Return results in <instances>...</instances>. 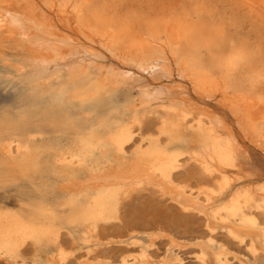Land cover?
<instances>
[{"label":"bare ground","instance_id":"6f19581e","mask_svg":"<svg viewBox=\"0 0 264 264\" xmlns=\"http://www.w3.org/2000/svg\"><path fill=\"white\" fill-rule=\"evenodd\" d=\"M0 10L5 15L9 11L22 14L33 22H24L23 33L16 30L8 49L20 52L13 59L0 44V60L10 62L15 71L12 77L26 80L39 96L55 92L57 97L63 94L65 101H86L112 93L120 85L139 89L127 120H116L105 133L88 124L89 131L61 145L54 156L56 171L63 174L59 188L68 195L66 204H72L75 197L84 198L75 213L83 222V245L64 241L54 220L47 225L42 221L40 226L57 233L59 248L74 254L61 261L54 243L53 253L41 258H50L53 264H157L161 260L174 264L177 257L181 260L177 249L182 243L159 228L146 234L149 245L131 250L119 247L115 259L103 250L116 240L104 239L98 228H115L111 237L120 235L122 204L132 197L138 202L147 194L153 202L166 201L177 209V199H183L188 209L184 218L197 215L203 221L207 232L194 242L201 264H232L238 257L224 240L236 242L229 233L239 234L241 221L248 216L259 221L264 205V178L242 182L248 163L245 142L264 153V0H0ZM222 32H227L228 39ZM25 35L27 39H22ZM106 54L112 62L104 61ZM141 63L149 70L141 71ZM63 74L64 82L51 83ZM217 92L237 131L225 115L211 107ZM4 124L0 132L6 134L9 128ZM100 124L109 127L111 121L104 118ZM143 130L146 138L141 135ZM137 133L140 136L130 144ZM131 148L134 152L129 154ZM0 152V168L6 175L15 167L22 171L35 164L27 140L3 137ZM173 160L186 165L169 172L185 182L184 191L175 196L162 183V172ZM25 224L36 223L0 211V245L14 240ZM219 233L227 239L218 237ZM163 236L168 239L164 240L165 251L155 257L151 246ZM170 245H174L171 252ZM244 248L254 259L259 256Z\"/></svg>","mask_w":264,"mask_h":264},{"label":"rangeland","instance_id":"374dc122","mask_svg":"<svg viewBox=\"0 0 264 264\" xmlns=\"http://www.w3.org/2000/svg\"><path fill=\"white\" fill-rule=\"evenodd\" d=\"M98 46L99 45L97 44L95 45L96 48H98ZM4 50L6 54L12 59L15 57V55L19 54L18 51L20 52V49L17 48L6 49L4 47ZM8 50L12 52H9ZM104 61L112 62V58L106 54V59ZM12 74H15L12 64L10 62L3 63L0 60V125L5 123L4 125L7 124L9 128L6 130V134L5 131L0 132V139L7 136L8 138L17 137L21 140H27L36 159L35 164L31 166L32 168H23L21 171L18 169V167H15L12 169V172H10V176L9 174L6 175V172H4L6 171L5 169L0 168V181H2V183L0 182V193L4 191L5 187L11 191V194L7 196L0 194V211L9 215L10 217H17L23 222H33L37 225H39V223L42 221H44L47 225L50 220H52V222L54 220L53 225L57 229H60L63 240L67 241L68 244H71V241L73 240L72 242H74V245L79 247L80 245H83L80 240L83 222L77 218L78 216H76L75 213L80 207V204L84 201V198L81 196L75 197V201L73 200L72 204L71 202H67L66 204L68 195L59 188L60 183H62L63 174L58 170L56 171L54 156L61 148V145H68L71 140L77 137L80 133L89 131L86 128L88 124H94L93 128L98 131L100 130L101 133H105L114 125L113 122H116V120H127L131 114L130 108L132 100H134L138 95L139 89L136 86L131 87L130 85H120L112 93L103 95L100 98L86 100L85 103H81L77 99H68L73 100L74 104L77 105L69 109L66 107H61L56 102L57 93L48 92L41 97L37 93L32 92L30 89V84L26 80H18L15 77H12ZM65 76L66 74H63V78L52 79L51 83L55 86H58L66 80ZM184 83L190 90L189 82L184 81ZM189 92L192 96L193 93H191V90ZM193 96L196 97L195 95ZM220 96L221 95L217 92L215 95V100H210L211 107L219 113L225 115L227 120L235 128L234 122L231 118H229L226 107L221 105L219 102ZM94 100H98L100 103L94 109L84 111L83 109H87L89 107L87 102ZM104 118L111 121L109 127L102 126L100 124L101 120ZM7 119L8 121H6ZM150 119L148 121H152L153 117ZM10 121L12 122L10 123ZM141 135L146 138L147 132L144 131L141 133ZM138 136H140V134H135L128 142L130 144L135 143ZM245 144L248 151L246 158V162L248 163L246 164L247 171L243 173L244 177L242 178V182H254L255 179H259L261 177L264 178V171H262V169H264V153L247 142H245ZM133 152L134 148H131L129 150V154H132ZM255 163L256 165H254ZM23 172H26L27 176ZM57 172H59V174ZM247 173L250 175L248 176ZM29 174L30 176L28 177ZM24 175L28 178L25 179ZM13 180L16 181L14 182ZM44 180L46 181L44 182ZM191 180L194 184L196 183L195 178H192ZM5 182L8 185L5 184ZM38 182L40 186H38ZM41 189L44 193H41ZM36 191L37 194H35ZM35 195H37L39 198L37 196L35 197ZM4 196H6L8 199H5L6 197ZM10 197L12 200H10ZM146 199L149 201L152 198L146 194V198L139 199L140 202H137V197H132L129 200L124 201L122 204L123 221L120 225L121 228H117V232H119L120 235L111 237L113 234L112 229L115 228H98L99 234L104 239L108 240V238H115L116 240L109 244V246H105L107 249L105 247L103 248V250H107V255L111 259H115V256H117L119 253V247H129L131 250L135 247H141L142 245H149L150 242L147 240L148 237L146 234L151 232L153 229L158 230L159 228L164 230L166 234L174 236L182 243V247L177 249V254L180 259L184 261V264H201L195 254L196 246L194 245V242L198 238L203 237L207 232V227L203 225V221H201L196 215V217L193 216L194 218H184L183 224L177 227L175 224L170 223L167 220L162 221L159 218L152 217L142 212L141 209L144 208ZM10 201L12 202L11 204ZM151 201H153V199ZM155 203L157 204V201H155ZM157 205L164 207L170 206V208H172V205L166 201H161ZM54 206L57 207L55 208ZM134 208L138 209L135 211ZM173 208L177 209L175 206H173ZM32 217L35 221L30 220ZM67 217H71L73 220V224L71 226L68 225ZM69 227L71 228V234H69V231L67 230ZM218 237L227 239L222 233H219ZM164 240L168 239L164 236L160 237L157 240V243L151 246L154 248L155 257H158L159 255L161 256L164 253L167 242L166 241L164 243ZM227 240L229 242L224 240L225 244L229 246L233 254L238 257L232 261V264H239L241 260H256L260 258L258 256L256 259H254L247 253L244 246L234 241H230V239ZM186 243L187 245H185ZM48 247L54 251L55 244L53 243ZM70 247L71 245L66 246L68 249ZM53 251L49 252V254H52ZM79 252L80 250L77 251V253ZM238 252L241 254L243 253V256ZM145 264H156V262ZM174 264H176V262Z\"/></svg>","mask_w":264,"mask_h":264},{"label":"snow or ice","instance_id":"6c2138e0","mask_svg":"<svg viewBox=\"0 0 264 264\" xmlns=\"http://www.w3.org/2000/svg\"><path fill=\"white\" fill-rule=\"evenodd\" d=\"M17 8L23 7V5H16ZM11 19V23H8V20ZM33 23L31 20H28L22 14H13L8 12L6 15L0 10V44H2L6 49L12 46L13 39L15 38V32L18 29L21 33L25 32V23ZM39 30V29H38ZM222 37L228 39L227 32H222ZM22 39H27V36H22ZM49 44L52 43V40L49 39ZM59 56L58 53H54ZM92 55H95L94 53ZM87 58V57H86ZM61 59H67V57H61ZM125 63L129 61L125 60ZM7 63V60L5 61ZM44 64L49 63L48 61H43ZM166 63V62H165ZM138 67L141 71L149 70L146 64H139ZM161 71H167L166 68H162ZM126 77H131V73H124ZM261 79H264V73L261 74ZM81 103H85L84 98H78ZM61 107L72 108L77 106L74 104L73 100L65 101L64 95L61 94L57 97L56 101ZM89 107L83 109L84 111H89L94 109L100 101L94 100L87 102ZM216 120V117H213ZM261 147L264 148V141L261 142ZM186 167L183 163H177L175 160L168 166L167 170L162 172L163 176V185L166 191L172 192L175 196L176 193L184 191V180L180 178V175L173 177L169 175V172L176 168ZM264 171V169H262ZM27 179V177H25ZM153 181L150 179L148 184L150 185ZM144 188L139 189V191H144ZM2 195H10L11 191L5 187L4 191L0 193ZM177 203L180 204V209L164 207L157 205L153 201H148L146 199L145 206L141 209L147 215L156 217L163 220H167L170 223L175 224L177 227L183 224L184 216L183 213L187 212L188 209L184 208L183 199H177ZM199 207V206H197ZM73 220L71 217L68 218V225L71 226ZM242 229L239 234L229 233L232 235L233 239L240 245H243L247 248L248 252L253 256L259 255V259L256 260H241L240 264H264V205L261 206V219L257 221L254 216H248L244 221H241ZM69 234H71V228L67 229ZM211 230V229H210ZM57 233L50 229H46L40 225L36 224H25L16 234L14 240L9 242L6 246L0 245V264H53V260L42 259L41 257H47L49 252L53 251L48 246L56 243ZM249 241V243H246ZM259 241V243H257ZM30 242V243H29ZM214 243V241H212ZM27 245V246H26ZM170 245L169 252L172 251ZM221 249L223 252H227V249L224 248V245L221 244ZM56 248L59 249V255L61 261L64 260L66 256H71L74 253L69 251L65 252L64 249L59 248V244L56 243ZM257 248H259V253H257ZM230 254V253H228ZM86 264V262H82ZM157 264H173L172 260H161ZM176 264H184V261L176 258Z\"/></svg>","mask_w":264,"mask_h":264}]
</instances>
